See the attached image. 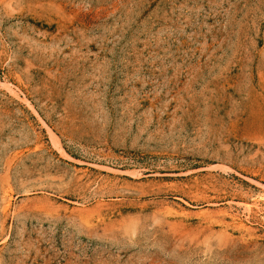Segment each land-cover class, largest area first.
Wrapping results in <instances>:
<instances>
[{
    "label": "rangeland",
    "instance_id": "obj_1",
    "mask_svg": "<svg viewBox=\"0 0 264 264\" xmlns=\"http://www.w3.org/2000/svg\"><path fill=\"white\" fill-rule=\"evenodd\" d=\"M0 264H264V0H0Z\"/></svg>",
    "mask_w": 264,
    "mask_h": 264
}]
</instances>
